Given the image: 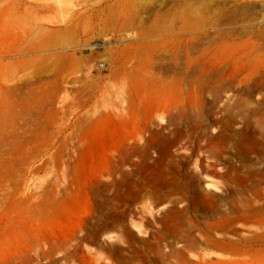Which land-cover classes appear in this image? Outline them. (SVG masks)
<instances>
[{"label": "rangeland", "instance_id": "374dc122", "mask_svg": "<svg viewBox=\"0 0 264 264\" xmlns=\"http://www.w3.org/2000/svg\"><path fill=\"white\" fill-rule=\"evenodd\" d=\"M0 264H264V0H0Z\"/></svg>", "mask_w": 264, "mask_h": 264}, {"label": "bare ground", "instance_id": "6f19581e", "mask_svg": "<svg viewBox=\"0 0 264 264\" xmlns=\"http://www.w3.org/2000/svg\"><path fill=\"white\" fill-rule=\"evenodd\" d=\"M120 226H122L124 228L125 227V223L122 222V221L121 222H119V221H113V222H111V224H106V225L99 224L97 226L96 230H95V235H97V236L98 235H101L102 232L109 231V230H119V231H122L120 229Z\"/></svg>", "mask_w": 264, "mask_h": 264}]
</instances>
